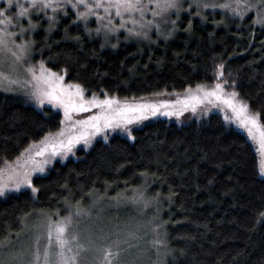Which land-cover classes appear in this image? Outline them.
Listing matches in <instances>:
<instances>
[{"label":"trees","instance_id":"obj_1","mask_svg":"<svg viewBox=\"0 0 264 264\" xmlns=\"http://www.w3.org/2000/svg\"><path fill=\"white\" fill-rule=\"evenodd\" d=\"M183 15L170 39L122 41L90 35L68 12L33 33L35 59L66 73L85 95L135 102L223 81L264 124V25L252 14ZM223 17V18H222ZM263 25V26H261ZM169 37V36H168ZM159 40V41H158ZM162 109L139 121L130 139L110 135L31 174L32 187L0 196V244L34 215H65L92 197L115 198L145 185L161 208L170 250L166 264H264V177L259 154L242 130L211 112L183 120ZM60 112L0 92V168L23 166L30 145L61 128ZM23 154V155H22ZM19 158V160H18Z\"/></svg>","mask_w":264,"mask_h":264},{"label":"rangeland","instance_id":"obj_2","mask_svg":"<svg viewBox=\"0 0 264 264\" xmlns=\"http://www.w3.org/2000/svg\"><path fill=\"white\" fill-rule=\"evenodd\" d=\"M73 3H75V0H73ZM87 3L91 4L93 0H87ZM143 3L148 5V8L154 9L158 15L153 16L152 11L149 10H145L143 17L138 13H134L131 16L126 14L124 17L126 21L125 27L119 28L120 19L115 17L113 13L112 23L109 27L117 28V30L109 31L104 28V25L109 22V17L105 15L103 9L95 10L98 15L104 17L102 20H98L95 15H89L87 19H78L79 12L87 11L83 5L78 8H72L71 4L65 3L64 8L53 12L50 8L41 9L39 6L31 8L29 7V0H13V4L17 6L11 8H9L8 0H0V9H5L6 16L13 18L11 24H0V28H5L8 32L16 34L11 38H6V45L0 48V73H3V76L0 77V92L17 96L38 109L43 107L52 108L60 112L62 120H64V109L62 107L50 103L47 99H45L43 104H40L34 97V89L31 84L27 83L31 79L27 69L35 67L39 74V65L40 62H43L46 69H51L52 72L64 76V81L62 82L64 86L70 83L77 84L68 80L65 72L53 69L41 59H35L33 50V33L38 28L39 23L45 20L53 24L58 18L67 16L68 12L75 16V22L82 24L90 35L100 37L105 42H109L112 47L114 45L116 47L122 41L147 42L146 40H149V42H154L157 38L162 41L170 39L172 32L177 30L183 15L200 16L201 19L205 20V15L208 13L220 12L224 18H227L228 15L244 18L251 13L253 15L252 21L260 20L264 25V0H175L176 8L167 10L156 8L154 3L149 4V0H143ZM206 4L210 6L205 7L204 5ZM18 5H23L29 9L27 16H16L20 10ZM212 5H215V7ZM224 5H229V7H223ZM245 5L248 7L245 8ZM65 11L67 14H65ZM3 19H5V16H0V20ZM29 20L35 27L30 26ZM133 20L137 21V23L133 24ZM97 28L100 29L99 32H97ZM129 28L140 34L129 33L127 31ZM24 42L29 43L27 44L26 52L21 55L15 45L23 44ZM12 52L21 55V59L17 60L12 55ZM223 77L217 78L215 83L223 82ZM215 83L206 86L214 85ZM42 87L44 86L42 85ZM195 89L196 87L193 90ZM226 91L232 90L226 87ZM157 94L147 99L129 103L183 100L187 92L185 90L182 92ZM84 96L86 99L91 97L85 95V93ZM239 99L242 100L240 97ZM180 107L181 105L177 104L161 109L162 113H164L175 111ZM98 111V109L93 108L89 112L74 113L73 115L76 119H83ZM211 112L217 113L224 120H226V115L229 117L234 116L231 108L224 104L223 101L214 100L213 103L205 101L203 104H197L195 112L189 107L183 113L182 119L187 121L188 119L206 117ZM164 115L166 117L175 116ZM226 121L247 134L246 130L240 127L235 120ZM138 124L139 122H135L128 124L126 127L121 125L115 128H107L93 136L89 143L86 144L81 140L75 144L71 152L63 156L56 155L51 157L50 161L53 158L58 161H64L66 158L74 156L79 150H87L96 140L107 138L110 135L118 134L131 139L133 137V129ZM64 127L65 125H61L58 131ZM36 150L32 148L30 151ZM35 159L40 161L44 157L35 156ZM28 167L30 170L32 167L31 161L28 162ZM160 216V205L149 199V193L146 191L145 185L135 190L118 194L115 198L92 197L87 204L78 203L68 208L65 215L52 216L38 213L24 224L23 230L19 235L0 244V264H32L36 247L38 246L42 253L47 244L49 217L53 221H60L65 218L71 219V224L68 228V238L77 237V240L71 246L74 251L77 243L83 246L79 251L78 264H104L105 249H110L113 253L112 264H166L170 250L166 245ZM37 237H39V245L36 244ZM117 252L118 255H116ZM67 254L71 255L72 253Z\"/></svg>","mask_w":264,"mask_h":264},{"label":"snow or ice","instance_id":"obj_3","mask_svg":"<svg viewBox=\"0 0 264 264\" xmlns=\"http://www.w3.org/2000/svg\"><path fill=\"white\" fill-rule=\"evenodd\" d=\"M65 3L71 4L72 8L84 6L87 11L79 12L78 19H87L89 15H95L98 20H102L104 17L98 15L95 10L103 9L105 15L109 17V22L104 25V28L109 31L117 30V28L109 27L112 23L113 13L115 17L120 19L119 28L125 27L126 21L124 17L126 14L131 16L134 13H138L143 17L145 10H149L152 11L153 16L158 15L154 9L148 8V5L144 4L143 0H93L91 4L87 3V0H75V3H73V0H29V7L50 8L55 12L57 9L64 8ZM153 3L156 8L164 10L176 8L177 6L175 0H149V4ZM8 5L9 8L17 6L13 4V0H8ZM18 6L20 10L16 16H27L29 9L23 5ZM204 6L209 7L210 5L206 4ZM212 6L215 7V5ZM223 7H229V5H224ZM247 7L245 5V8ZM65 14H67L66 11ZM0 16H5V19L0 20V24L12 23L13 18L6 16L5 9H0ZM132 22L133 24L137 23L135 20ZM261 22L260 20L256 21V23ZM29 24L31 27H35L31 23V20H29ZM99 31L100 29L97 28V32ZM127 31L135 35L140 34L135 33L131 28L127 29ZM15 35V33H10L5 28H0V48L6 45V38H11ZM28 43L24 42L23 44L15 45L21 55L26 52ZM12 55L17 60L21 59V55H17L16 52H12ZM223 68L224 65L221 64L217 73L218 79L224 75ZM27 71L31 75V79L27 83L32 85L34 89L33 95L39 103L43 104L45 99H47L50 103H54L64 109V120L61 121V124L65 125V127L56 133L47 134L39 146L30 145L29 149L25 150V152H30L32 148H39L34 155L30 154L28 157V160L32 163L30 170L28 161H25L23 166L17 164L15 167L6 165L5 168H0V196H3L6 191L12 189L18 190L22 185L32 187V191L35 193L38 189L32 186V172H43V166L50 162L51 157L66 155L72 151L76 143L83 140L87 144L93 136L103 132L107 128H115L121 125L126 127L128 124L147 119L148 116L156 115L160 112L161 108H167L169 105L179 104L181 107L175 111L164 112L162 114L179 116L182 114V111H186L189 107L195 112L197 104H203L205 101L213 103L214 100L223 101L224 104L231 108L234 116L229 117L226 115L225 119L235 120L240 127L246 130L249 139L258 146V167L260 173L264 175V124L260 122L259 113L251 112L248 104L239 99V94L236 91H226V87H233L234 82L233 85H228L226 80L210 86L198 84L195 90L191 88L186 90L187 95L184 96L183 100L129 103L127 99L121 101L116 96H109L107 93L104 94L103 99H100L95 93L86 99L84 96L85 90L80 84L70 83L64 86L62 83L64 76L52 72L51 69H46L43 62H40L39 65V74L35 67H29ZM2 76L3 73H0V77ZM93 108L99 111L83 119L74 118V113L89 112ZM35 156H41L44 159L37 161ZM261 216L264 217V213H261ZM70 224V218L60 221H53L50 217L48 218L47 244L42 253L40 248L36 247L32 264H78L79 251L83 246L77 243L76 250H73L71 245L77 240V237L72 236L71 239L68 238ZM36 244L39 245V237H37ZM67 253L72 254L68 255ZM116 255H118V252ZM112 256V251L105 249L104 264H112Z\"/></svg>","mask_w":264,"mask_h":264}]
</instances>
